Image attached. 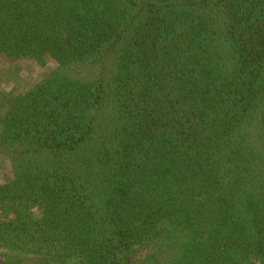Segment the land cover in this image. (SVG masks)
Wrapping results in <instances>:
<instances>
[{
	"label": "trees",
	"instance_id": "obj_1",
	"mask_svg": "<svg viewBox=\"0 0 264 264\" xmlns=\"http://www.w3.org/2000/svg\"><path fill=\"white\" fill-rule=\"evenodd\" d=\"M0 264H264V0H0Z\"/></svg>",
	"mask_w": 264,
	"mask_h": 264
},
{
	"label": "rangeland",
	"instance_id": "obj_2",
	"mask_svg": "<svg viewBox=\"0 0 264 264\" xmlns=\"http://www.w3.org/2000/svg\"><path fill=\"white\" fill-rule=\"evenodd\" d=\"M55 62L50 60L49 63L42 67L34 61L23 63L20 67L13 70L7 64L0 65V100H4L3 94L11 91L24 93L38 80L43 78L55 66ZM12 178L10 163L4 157L0 156V180L9 181ZM148 254L147 248H142L133 258L134 264L143 259ZM1 260V254H0Z\"/></svg>",
	"mask_w": 264,
	"mask_h": 264
}]
</instances>
